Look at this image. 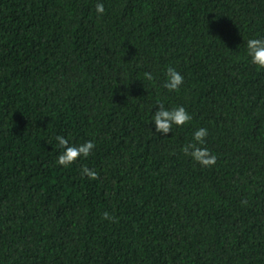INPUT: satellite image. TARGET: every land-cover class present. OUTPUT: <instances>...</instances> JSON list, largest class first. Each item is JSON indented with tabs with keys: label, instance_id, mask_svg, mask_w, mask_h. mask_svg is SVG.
<instances>
[{
	"label": "trees",
	"instance_id": "trees-1",
	"mask_svg": "<svg viewBox=\"0 0 264 264\" xmlns=\"http://www.w3.org/2000/svg\"><path fill=\"white\" fill-rule=\"evenodd\" d=\"M253 35L264 0H0V264H264ZM160 102L192 120L157 133ZM199 127L214 165L181 150ZM56 135L96 147L63 167Z\"/></svg>",
	"mask_w": 264,
	"mask_h": 264
},
{
	"label": "clouds",
	"instance_id": "clouds-1",
	"mask_svg": "<svg viewBox=\"0 0 264 264\" xmlns=\"http://www.w3.org/2000/svg\"><path fill=\"white\" fill-rule=\"evenodd\" d=\"M97 14H103L105 7L102 2L95 5ZM245 58L258 69L264 70V35L250 36L245 42ZM145 77L153 80V74L146 72ZM184 82L183 74L176 67L168 66L165 72L163 88L168 91H179ZM158 107L150 117L151 123L154 122L157 133L167 134L172 131L173 126H183L192 120L191 114L183 105L164 106L162 102L157 103ZM154 105V106H156ZM208 129L206 127L196 128L192 133L191 140L182 146L185 155L190 156L194 161L202 166H211L216 162V155L205 147ZM55 140L60 149L56 156V163L63 167L74 164L78 158H87L96 147L93 139H88L82 143H71L70 139L64 135H56ZM80 175L89 179H95L98 175L94 168L86 165L81 166ZM104 219L112 220L114 217L107 211L102 214Z\"/></svg>",
	"mask_w": 264,
	"mask_h": 264
}]
</instances>
